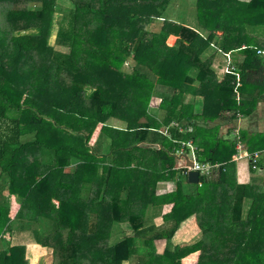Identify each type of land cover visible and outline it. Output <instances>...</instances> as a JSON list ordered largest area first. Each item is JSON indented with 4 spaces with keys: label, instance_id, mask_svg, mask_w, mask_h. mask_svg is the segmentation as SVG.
Segmentation results:
<instances>
[{
    "label": "trees",
    "instance_id": "obj_1",
    "mask_svg": "<svg viewBox=\"0 0 264 264\" xmlns=\"http://www.w3.org/2000/svg\"><path fill=\"white\" fill-rule=\"evenodd\" d=\"M69 1L0 0V243L3 232L11 239L0 264H27L26 245L51 249L50 264H181L195 252L196 264H264V160L260 184H238L231 157L244 135L195 125L223 114L237 122L264 98V0H195L194 28L164 18L169 0ZM217 52L229 54L219 81ZM129 60L131 73L121 69ZM154 95L162 126L148 113ZM189 96L201 99L198 113ZM171 121L192 130L167 138L158 131ZM98 124L100 157L87 146ZM188 140L197 161L221 164L216 178L156 196ZM5 193L21 199L14 217ZM190 218L199 240L174 243Z\"/></svg>",
    "mask_w": 264,
    "mask_h": 264
},
{
    "label": "crops",
    "instance_id": "obj_2",
    "mask_svg": "<svg viewBox=\"0 0 264 264\" xmlns=\"http://www.w3.org/2000/svg\"><path fill=\"white\" fill-rule=\"evenodd\" d=\"M63 1H66L68 3V5L70 3L69 0H61V3H58L57 7L58 6L59 7L60 6H65L66 3H63ZM170 1L171 0H169V3H170ZM169 3H168V5H169ZM187 5H188V8L190 9L189 11H191V9L194 10L195 9V0H194V3L192 5H190V1L188 0V4ZM189 11L183 12V19L184 20H176L175 12L172 11L167 6V9H166V11L164 13V18L166 20H170V21H173V22L177 21L180 24H183L185 26H188V27L192 28L191 21L193 20V18H192V15L190 14ZM186 12H187V16L185 15ZM194 21L196 23V17H195ZM194 27H196V26H194ZM169 39L173 40V44L169 45L167 43V41H166V44L168 46H173L175 41H176V37L170 36ZM170 42H172V41H170ZM212 68L214 69V64H213ZM224 68H228V63H226L224 65H222V64L218 65L217 69H214L215 73L217 71L221 72V74L218 72L219 75L216 74V77H217L218 81L221 80L224 77V75L226 74L224 72ZM222 72H223V75H222ZM200 100H201L200 98H192L191 96H189V97H187L185 99L184 103L188 104V103L192 102L193 105H194L193 106V113L195 114V113H198L201 110V101ZM149 108L150 109H148V113L150 114V116H152L156 121H159V119H161L162 115L159 112H156V114L155 113L154 114L151 113V111L154 112L153 111L154 109H152L154 107H151L149 105ZM157 109H158L157 111H159V108H157ZM161 113L165 115V113L163 111ZM228 117H229L228 114H223V116L221 118H218L217 120H215L213 122H203V121H200V119H199V120H195V125L202 126L205 129L209 128V127H217V134H218L217 136L220 139H225V140H232L233 139L232 138L233 130L237 127V128H239L238 130H240L241 135H244L245 143L243 141V146H244V148H245V150L247 152H249V153L264 152V138L262 139V136L264 137V98L261 99L257 103V106L255 107V110L253 111V113L249 117L240 118L237 122L236 121H229ZM174 122L178 123L179 126L182 129H184V125L180 124L178 121H171L167 127H163L159 131H165V130L168 131V129L169 130H171V129L177 130L176 128H174L172 126V123H174ZM154 147H158V146L155 145ZM196 152H197V148L195 147V153ZM176 156H177V154H176ZM262 158L264 160V154L261 155L260 161H261ZM174 164L175 165L173 167V170L176 172V174H175V179L176 180L173 181L171 179L170 181L167 180L166 182H158L156 184V188H155L156 189L155 190V195L156 196L168 195V194H170L171 192H173L176 189V186H175L176 183L179 180H181L180 177L177 175V173H180V176L183 177L185 180L187 179L184 176H182V174H181V171H180L181 161H180L179 158L175 159ZM263 165H264V161H263ZM250 170L251 169L244 164V171H242V173L238 176V178L236 176V179H238V180L242 179L243 180L241 183L238 182V184H250V185H252V184H260L262 182L261 173L257 172V171L251 172ZM250 178H253V180L250 179ZM169 190H171V191H169ZM171 207H172V204H165L162 207H160V209L157 208L158 210L156 209L157 211L155 210L156 212H154L153 215H152L153 216V220L160 219L162 221V216L164 214L168 213L170 211ZM242 216H244V215H242ZM181 225H183V227L180 226V228H179V230L177 232V237L178 236H182L185 233V231H186V227L189 226V229L192 231V234H193L192 236L198 234L197 237L200 238V231H199L198 227L195 224L194 218H190V219L186 220ZM156 226H159V225H156ZM5 235H7L9 237V234L7 232H5L3 235H1L4 243L5 242L7 243V239H5ZM185 241H187V240H185ZM186 243L188 245V242H186ZM34 246L38 247V245H34ZM197 255L199 256L198 252H195V253H192V254L186 256L185 258H187L189 256L195 257Z\"/></svg>",
    "mask_w": 264,
    "mask_h": 264
},
{
    "label": "rangeland",
    "instance_id": "obj_3",
    "mask_svg": "<svg viewBox=\"0 0 264 264\" xmlns=\"http://www.w3.org/2000/svg\"><path fill=\"white\" fill-rule=\"evenodd\" d=\"M190 1V5H192L193 3H194V0H189ZM239 1H243V2H249V0H239ZM63 3H66V6L68 7V6H70V5H68V3L66 2V1H63ZM188 0H171L170 1V3H169V5H168V7L172 10V11H174L175 12V14H176V20H184L183 19V12H185V11H189L190 9L188 8ZM190 12V14L192 15V18H193V20L191 21V24H192V27H194V26H196V23H195V17H196V12H195V9L194 10H192L191 9V11H189ZM186 16H187V12H186V14H185ZM58 17V15L56 14L55 15V18H57ZM190 18V17H189ZM175 21V20H174ZM175 22H177V21H175ZM177 23H179V22H177ZM54 34V33H53ZM203 35L206 37V33H203ZM217 35H220L219 33L217 34ZM170 37V36H169ZM169 37L167 38V43L169 44V45H172L173 44V40L172 39H169ZM56 37H55V35H53L51 38H50V44L51 45H54L55 43H56V41H57V39H55ZM55 39V40H54ZM170 41H172V42H170ZM218 47V46H217ZM212 48V47H211ZM213 49V48H212ZM212 49H210V51H209V53L208 54H210L213 50ZM263 52H264V50H263ZM260 55H262V56H264L263 54H260ZM228 59H227V57H225L223 54H221L220 52H217L216 54H215V57H214V61H213V64H214V69H217V66L218 65H224V64H226V63H228V61H227ZM132 61L131 60H129L127 63H125L123 66H122V70L123 71H125V72H128V73H131L132 72ZM213 64H212V66H213ZM226 70H228V68H224V72L226 71ZM217 71V70H216ZM219 71H217L216 72V74H218L219 75V73L221 74V72H219ZM222 75H223V72H222ZM221 75V76H222ZM149 105L151 106V107H154V108H152V109H154L153 111L154 112H152L151 110V113H155L156 114V112H159L162 116H161V119H159V121H156V122H158V124H161V126H162V123L164 124V121H165V115L164 114H162L161 112H162V110H160V108L162 107V99L159 97V96H156V95H154V96H152V98L150 99V102H149ZM157 108H159V111H157L158 109ZM150 109V108H149ZM145 119L144 118H141L140 120H139V122H142L143 123V121H144ZM106 125H108V126H111V127H115V128H118V129H124L125 127H126V124L124 123V122H120V121H118V120H115V119H109L107 122H106ZM102 127V124H98L97 126H96V129L94 130V132L92 133V135H91V138H90V140L88 141V143H87V146L92 150V152L93 153H96L97 154V157H100V155L101 154H103V152H104V148H105V143L103 142V141H101L100 142V145L98 146V148L97 149H94L95 148V144H96V142H97V144H98V140H101L100 138H99V130H100V128ZM164 127H166V126H164ZM163 128V127H162ZM162 128H160V129H162ZM232 137H233V134H232ZM28 138H32V136H30V137H28ZM99 138V139H98ZM193 147L195 148L196 146H194L193 145ZM94 149V150H93ZM179 149V147L177 148V150ZM176 150V151H177ZM176 151L174 152L175 153V156H176ZM195 156H196V153H195ZM73 159V163H72V167H73V169L76 167V166H78L79 164H77L78 162H81V161H79L77 158V160L76 159H74V158H72ZM180 161H181V165L183 164V159H180ZM174 162H175V160H174ZM232 163H234L235 164V172H236V174H237V178H238V176L242 173V171H244V164L247 166V163H250L249 161H247V159H245V160H239L238 162H232ZM206 164H208V163H206ZM217 167H219V165L217 166ZM255 168H257L258 169V171L259 170H261V168H260V166H259V168H258V166L257 167H255ZM252 169V168H251ZM181 170V169H180ZM212 170V169H211ZM253 170V169H252ZM251 171V170H250ZM209 174H211V171H210V173ZM177 175L180 177V179L182 180L181 182L183 183V186H185L184 188L187 190V191H191V189H192V187H193V185H186L185 183L187 182L183 177H181L180 176V173H177ZM210 178L211 179H213V178H216V176H213V173L211 174V176H210ZM174 180H176L175 179V177L173 178ZM250 179H252L253 180V178H250ZM243 180L241 179V180H238L237 179V183L238 182H242ZM195 185H197V184H195ZM14 198H13V197ZM5 200L7 201V205H8V208H9V217H14V216H16V214L20 211L19 210V208H20V201H21V199L19 198V197H15L14 195H9L8 193H5ZM246 209H248V207H245ZM158 210V209H157ZM156 210V211H157ZM153 222H154V224L155 225H160L163 221H161L160 219H156V220H153ZM185 226V225H184ZM18 228H20V229H22V228H24V227H26V226H23V225H19V226H17ZM117 227V228H116ZM119 225L118 224H116L115 225V229L114 230H116L115 232H118L119 231ZM181 227H183V225H181ZM188 231V232H187ZM5 232H3L1 235H3ZM263 233H264V231H263ZM9 234V233H8ZM193 234H192V231L189 229V226H187L186 227V231H185V233L182 235V236H178L177 238H176V240H175V242L174 243H180V244H186L187 245V243L186 242H188V245L189 244H192V243H194L196 240H199V238L197 237V235H194V236H192ZM8 236L7 235H5V239H7V243H9V240H11V239H9L10 238V235H9V237L7 238ZM26 237V236H25ZM113 239H116V236L114 235V234H112V238H111V240H113ZM185 240H187V241H185ZM24 241V240H23ZM156 249H157V252L158 253H162V249H163V242H157L156 244ZM12 246V245H11ZM6 244L5 243H0V250L1 249H4V250H6ZM51 255H52V251H51V249H49V248H43V247H40V246H38V247H36V246H34V245H32V246H25V254H24V258L26 259V261H27V264H50L51 263ZM198 259V255L197 256H195V257H192V256H189V257H187V258H184V259H182L181 260V264H196V260ZM124 264H130V263H127V262H125Z\"/></svg>",
    "mask_w": 264,
    "mask_h": 264
},
{
    "label": "built area",
    "instance_id": "obj_4",
    "mask_svg": "<svg viewBox=\"0 0 264 264\" xmlns=\"http://www.w3.org/2000/svg\"><path fill=\"white\" fill-rule=\"evenodd\" d=\"M257 52L259 54L264 55L263 51H257ZM224 56L227 57V59H229V54H225ZM227 61H229V60H227ZM229 70L230 69L228 68V70H226L225 73L226 74L230 73ZM237 81H238V78H237ZM172 126L174 128H176L179 133H184V132L190 133L192 130L191 127H186L184 129H182L179 126V124L175 123V122L172 123ZM159 132L167 138H169V136H170V133H168L169 129H168V131L165 130V131H159ZM233 136L236 137L237 140H239L238 129L233 130ZM176 154H177V156H176L177 158L183 159V164L181 165V168H180L182 176H184L186 178L189 172H197L198 178H199V181L197 183L198 186H201L200 179L202 177L209 178L212 173L214 176V171L218 168L217 166L218 165H219V167L221 166V164H204V163L197 161L196 156H195V148L193 147L191 140H188L185 142H180L179 143V149L176 151ZM262 154H264V152L249 153L245 150L242 143L237 142V144L235 145V153L231 157V162L236 163L239 160L243 161V160L247 159V161L250 162L249 165H247V166H251V168L254 171L260 172L261 170L258 171V169L255 167L258 166V162H259ZM188 161L191 163L190 165H187ZM258 168H259V166H258ZM210 171H211V174H209ZM169 191H171V190H169Z\"/></svg>",
    "mask_w": 264,
    "mask_h": 264
},
{
    "label": "water",
    "instance_id": "obj_5",
    "mask_svg": "<svg viewBox=\"0 0 264 264\" xmlns=\"http://www.w3.org/2000/svg\"><path fill=\"white\" fill-rule=\"evenodd\" d=\"M191 163L188 162L187 165H190ZM199 181V178H198V173L197 172H189L188 175H187V182L189 184H197Z\"/></svg>",
    "mask_w": 264,
    "mask_h": 264
},
{
    "label": "clouds",
    "instance_id": "obj_6",
    "mask_svg": "<svg viewBox=\"0 0 264 264\" xmlns=\"http://www.w3.org/2000/svg\"><path fill=\"white\" fill-rule=\"evenodd\" d=\"M177 158V157H176ZM189 162V161H188ZM181 171V170H180ZM187 178V177H186ZM187 180V179H186Z\"/></svg>",
    "mask_w": 264,
    "mask_h": 264
}]
</instances>
